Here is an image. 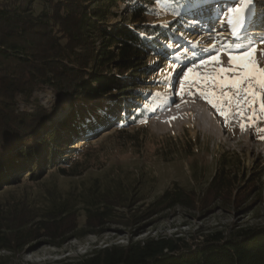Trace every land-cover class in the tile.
<instances>
[{"label":"rangeland","instance_id":"374dc122","mask_svg":"<svg viewBox=\"0 0 264 264\" xmlns=\"http://www.w3.org/2000/svg\"><path fill=\"white\" fill-rule=\"evenodd\" d=\"M249 1L253 5L252 17L249 16L245 24L243 43L234 44L226 30L228 20L242 7L240 0H208L202 12L197 10L187 16L173 15L169 0H123L109 26L126 24L144 40L152 41L143 55L142 69L123 76L132 79L134 85L129 89L136 90L144 100L137 129L123 121L122 107L108 114L98 110L97 124L101 126L73 136L63 155L67 157V165H71L87 152L94 164L92 168L79 177H66L57 170L58 166H63L60 160L55 165L45 162L36 181L29 180L30 170L15 174L12 183L0 190V201L25 199L36 208H49L52 199L58 202L72 197L82 223L80 194L89 189L123 195L135 192L141 197L135 207H145L175 185L196 194L204 193L223 166L235 180V193L242 191L243 180L250 178L255 191L248 198L241 193L228 203L209 201L208 208L212 209L204 215L178 209L135 231L111 224L100 236L70 239L61 248L37 242L21 255L12 257L11 264H51L64 259L75 260L96 247L125 245L130 240L183 237L197 231L264 225V112L261 111L264 87L253 78L233 84L232 81L241 79L243 70L238 61L230 60V55H244L248 64L264 70V0ZM138 7H146L142 25L152 31L161 30L160 39L152 38L153 33L142 35L131 23V12ZM194 20L198 22L192 23ZM255 28L263 31L251 34ZM201 42L205 48L200 52L196 48ZM209 45L213 47L207 49ZM236 49L242 52L227 53ZM212 51L216 52L202 58L203 53ZM195 57L199 60L190 63ZM205 68L207 71H203ZM221 68L230 71L221 72ZM249 87L252 92L248 91ZM162 94L174 99L173 111L161 112ZM17 101L20 110L32 112L38 104L53 113L54 126L72 106L68 99L57 97L47 88L35 91L30 104L20 98ZM248 101L246 115L249 119L240 120L243 112L240 104ZM78 143L79 147L74 148ZM118 211L126 212V209Z\"/></svg>","mask_w":264,"mask_h":264},{"label":"trees","instance_id":"16d2710c","mask_svg":"<svg viewBox=\"0 0 264 264\" xmlns=\"http://www.w3.org/2000/svg\"><path fill=\"white\" fill-rule=\"evenodd\" d=\"M121 2L0 0V190L17 173L30 170L29 180L36 181L45 162L55 165L60 160L63 166L57 170L66 177H79L92 168L87 152L71 165L63 155L73 136L101 126L97 124L100 109L108 114L122 107L123 121L137 127L144 100L129 89L132 79L123 76L142 69L152 41L126 24L109 26ZM145 10L134 8L131 23L142 35L153 33L152 38L160 39L161 30L142 25ZM46 88L72 105L56 126L53 113L38 104L32 112L18 107L17 98L30 104L33 93ZM242 185L243 190L235 193V180L223 166L204 193L175 185L145 207H135L141 201L135 192L89 189L80 194L82 223L72 197L52 199L49 208H36L25 199L0 201V264H11L12 257L37 242L61 248L70 239L100 236L111 224L135 231L178 209L204 215L212 209L209 201L228 203L241 193L248 198L256 189L252 178ZM120 208L126 212H119ZM51 264H264V225L130 240Z\"/></svg>","mask_w":264,"mask_h":264},{"label":"bare ground","instance_id":"6f19581e","mask_svg":"<svg viewBox=\"0 0 264 264\" xmlns=\"http://www.w3.org/2000/svg\"><path fill=\"white\" fill-rule=\"evenodd\" d=\"M240 1H242V7L240 8V10H238V12L236 13V15H235V17L232 19L233 20V24L232 25H230L229 23H228V29L226 30V32H228L227 34L233 39V40H236V41H242V35H243V32H244V29H245V24H246V22L248 21L247 19L249 18V16H251L250 14H251V12H252V9H253V5L252 4H250V1L249 0H240ZM250 19V18H249ZM237 20L239 21L238 23H237ZM263 30H261V28H255L254 30H251V34H259V33H261ZM202 44V45H201ZM201 44H199L198 45V47L196 48V50H200V49H202V48H205L204 46H203V42H201ZM213 46L212 45H209L208 47H207V49H209V48H212ZM211 50V49H210ZM207 51V50H206ZM209 51V50H208ZM200 52H201V50H200ZM216 51H212V52H208V54H205V53H203V55H202V58H206V57H209V56H211V55H213L214 53H215ZM239 52H242V50H229L227 53H230V54H232V53H239ZM196 60L194 59V60H192V61H189L190 63H193V62H195ZM197 62V61H196ZM168 63V61H166L165 60V64H167ZM208 63V62H207ZM204 71H207V69L205 68L204 69ZM205 73V72H204ZM207 73V72H206ZM197 77V76H196ZM202 78V77H201ZM204 78V77H203ZM161 102L163 103V108H162V110H161V112H165V111H167V110H169V109H171V107H172V105H173V101H174V99H172L171 97H170V95L169 94H162L161 95ZM248 103H249V101L246 103V102H242L241 104H240V106H241V110H243V112L244 111H246V109H247V107H248ZM172 111L174 110V109H171ZM170 110V111H171ZM178 110V109H177ZM176 111V110H175ZM185 111H187V109H185ZM261 111L262 112H264V108H261ZM177 112V111H176ZM192 114H193V111H190ZM241 113L240 115H239V118H240V120L241 119H246V120H248L249 118H248V115H246V114H248V112L246 111V113ZM79 144L80 143H78V145H75V147L74 148H78L79 147Z\"/></svg>","mask_w":264,"mask_h":264},{"label":"snow or ice","instance_id":"6c2138e0","mask_svg":"<svg viewBox=\"0 0 264 264\" xmlns=\"http://www.w3.org/2000/svg\"><path fill=\"white\" fill-rule=\"evenodd\" d=\"M208 0H169V3L173 6L172 7V14L176 16H187L190 12H195L197 10L203 11L204 5L207 4ZM221 13H223V10H221ZM198 21H192V23H197ZM239 21L237 20V23ZM228 23L230 25L233 24V20L230 18L228 20ZM244 39H247L246 37ZM233 43H240L242 44L243 41H236L233 40ZM230 60L233 62L238 61L239 67L242 68L241 73V79H237L232 81L233 84H240L242 79L245 78H253L257 79L258 83L264 87V70H261L257 68L255 65L248 64L245 60L244 55H238V56H231ZM221 72L230 71V69L226 70L221 68ZM249 92H252L251 87L248 89ZM209 103H212V101H209ZM215 107V105H213ZM262 108H264V105H262ZM224 113H221L223 115Z\"/></svg>","mask_w":264,"mask_h":264}]
</instances>
